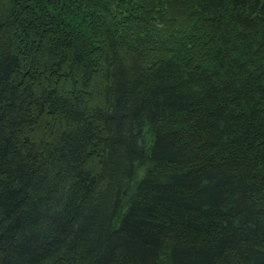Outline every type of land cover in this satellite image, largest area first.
Returning <instances> with one entry per match:
<instances>
[{
  "label": "trees",
  "instance_id": "16d2710c",
  "mask_svg": "<svg viewBox=\"0 0 264 264\" xmlns=\"http://www.w3.org/2000/svg\"><path fill=\"white\" fill-rule=\"evenodd\" d=\"M0 264H264V0H0Z\"/></svg>",
  "mask_w": 264,
  "mask_h": 264
}]
</instances>
